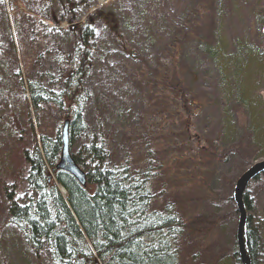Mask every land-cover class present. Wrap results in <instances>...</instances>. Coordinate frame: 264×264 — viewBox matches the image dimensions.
Wrapping results in <instances>:
<instances>
[{
	"label": "rangeland",
	"instance_id": "obj_1",
	"mask_svg": "<svg viewBox=\"0 0 264 264\" xmlns=\"http://www.w3.org/2000/svg\"><path fill=\"white\" fill-rule=\"evenodd\" d=\"M112 1L0 0V264H52L46 248L35 254L10 224L6 195L12 187L14 201L26 202L24 153L41 136H58L78 94L87 97L86 129L70 152L96 139L100 124L104 164L145 176L150 207L170 204L177 216V264H233L238 214L228 198L241 174L264 159V0H122L111 9L114 32L104 31L107 9L91 20V7ZM88 20L94 48L80 83L87 95L69 76ZM216 48L220 56L207 54ZM223 48L239 53V63L227 61ZM147 67L150 80L138 72ZM31 86L45 92L39 112L27 100ZM191 100L196 107L188 109ZM209 143L225 155L209 156ZM261 176L246 190L261 247L255 264H264Z\"/></svg>",
	"mask_w": 264,
	"mask_h": 264
},
{
	"label": "trees",
	"instance_id": "obj_2",
	"mask_svg": "<svg viewBox=\"0 0 264 264\" xmlns=\"http://www.w3.org/2000/svg\"><path fill=\"white\" fill-rule=\"evenodd\" d=\"M118 1L121 4L122 0H114L98 9L93 5L91 9L94 10L90 19L97 20L94 17L95 13L103 14L102 10L107 9L102 20L109 25H104L101 29L114 32L110 26L114 21L110 19L113 14L111 9ZM170 11L171 9L167 13ZM128 13V17L134 14L132 11ZM140 17L144 20L146 16L141 14ZM170 17L171 13L167 15V21ZM156 18L159 20L157 16ZM31 19L33 21L36 18ZM170 21L175 24L176 18ZM88 25L90 20L81 34L83 51L75 49V54L70 56L75 61V71L69 76L70 79L75 74V81L79 80L76 90L78 93L84 91L87 95L80 83L82 84V78L89 70L90 49L94 48L93 45L87 44L92 39L93 28ZM117 34L119 36V33ZM119 38L121 40L120 36ZM222 50L228 55L227 61L234 62L236 57L238 62L239 53L233 55L232 52L226 53L225 48ZM208 51L209 53L214 51L215 57L220 56L217 48L207 49V54ZM245 51L256 52L249 49ZM127 55L130 58L134 57L129 51ZM245 56L248 54L244 53V58ZM145 69L138 72L142 71V75L150 80L148 76L151 74L147 75V72L151 69L148 67ZM224 69L228 71L227 67ZM222 72L225 74L224 70ZM182 89L188 98L193 99L188 95L190 92ZM40 92L45 95L43 90ZM27 93L30 106L35 112H39L40 99L43 96L38 95L39 91L35 86H31V92ZM50 96L51 93L47 92V97ZM86 99V96L80 94L76 98H71L70 143L72 139L84 134L86 129L83 120ZM24 100L26 101V98ZM55 100L51 98V101L57 104ZM186 106L188 109L196 107L192 100ZM228 124H232L230 120ZM103 132L102 126L98 124L96 139L92 138L87 144L81 145L75 156L73 155L75 163L86 173L85 188L67 174L55 171L60 152L59 134L53 140L41 136L35 141L32 150L25 152L23 157L28 166L25 182L29 195L25 204L14 201L12 187L6 195L10 224L22 233L24 242L35 254L46 248L52 264H177L176 243L178 244L183 231L177 216L169 207L170 204L157 210L150 207L151 193L147 189L145 176L130 174L126 168L110 169L104 164L108 154ZM220 150L217 143L206 145V152L211 157L222 158L225 154ZM48 169L52 170L56 185L49 183ZM260 176L253 181H257ZM261 177H264V174ZM57 185L64 190L65 198L57 189ZM228 201H232V196ZM244 205L248 214L246 222L248 253L251 264H255L261 247L259 233L252 225V204L247 193ZM231 260L233 264L234 262L240 264L236 251L234 260Z\"/></svg>",
	"mask_w": 264,
	"mask_h": 264
},
{
	"label": "water",
	"instance_id": "obj_3",
	"mask_svg": "<svg viewBox=\"0 0 264 264\" xmlns=\"http://www.w3.org/2000/svg\"><path fill=\"white\" fill-rule=\"evenodd\" d=\"M262 35L264 38V23L262 26ZM68 122L63 124L60 132L62 149L60 153V161L56 166L58 171L66 172L72 176L76 182L84 187L86 184L85 174L74 163L69 154L68 146ZM264 173V160L258 161L246 169L241 176L236 180L233 191L232 201L235 205L236 212L238 214L237 226L235 233L236 252L239 258L240 264H251L250 256L247 246V212L244 205V197L247 187L250 182L256 179L258 176Z\"/></svg>",
	"mask_w": 264,
	"mask_h": 264
},
{
	"label": "bare ground",
	"instance_id": "obj_4",
	"mask_svg": "<svg viewBox=\"0 0 264 264\" xmlns=\"http://www.w3.org/2000/svg\"><path fill=\"white\" fill-rule=\"evenodd\" d=\"M68 146H69V154L71 155V156H73V154L70 152V146H71V143H70V139L68 140ZM62 147V143H61V139H60V148ZM74 160V159H73ZM74 163H75V160H74ZM77 165V164H76ZM78 166V165H77ZM79 167V166H78ZM55 171L56 172H62V171H58L57 169H56V165H55ZM80 168V167H79ZM83 170V169H82ZM84 171V170H83ZM62 173H65V174H67L68 176H70L68 173H66V172H62ZM72 179H74L72 176H70ZM75 180V179H74ZM76 181V180H75ZM16 203H18V202H16ZM19 204V203H18ZM25 204V203H24ZM23 204V205H24Z\"/></svg>",
	"mask_w": 264,
	"mask_h": 264
}]
</instances>
